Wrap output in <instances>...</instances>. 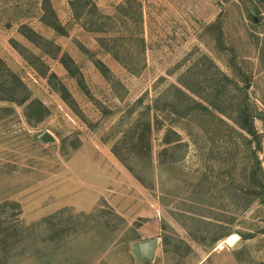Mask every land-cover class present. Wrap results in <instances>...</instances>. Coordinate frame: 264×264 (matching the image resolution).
I'll return each instance as SVG.
<instances>
[{
    "label": "rangeland",
    "instance_id": "rangeland-1",
    "mask_svg": "<svg viewBox=\"0 0 264 264\" xmlns=\"http://www.w3.org/2000/svg\"><path fill=\"white\" fill-rule=\"evenodd\" d=\"M71 1L0 0V264H264V0Z\"/></svg>",
    "mask_w": 264,
    "mask_h": 264
},
{
    "label": "trees",
    "instance_id": "trees-1",
    "mask_svg": "<svg viewBox=\"0 0 264 264\" xmlns=\"http://www.w3.org/2000/svg\"><path fill=\"white\" fill-rule=\"evenodd\" d=\"M81 2H84V4H82L81 7L86 8L88 3H91L92 0H73V1H71V4L73 7H75L76 4H80ZM92 5H93V2H92ZM54 25H55L54 27L59 32H62V27L60 24L56 23ZM23 33L26 36L30 37V39H32V41H35L34 40L35 39L34 34H35V36L40 37V35L38 33H36L35 31H32V37L33 38H31V36L28 34L27 30H24ZM25 53L26 52L22 50V54L26 56ZM62 61L64 63H66L67 68L69 69V72L72 76H74V77H80L81 76L80 68L77 66V64L75 63V61L71 57L64 56V57H62ZM8 76H10V77L13 76V78L15 79V81L17 83L14 84L12 82L13 79L8 78ZM226 78L229 80L228 77H226ZM80 79H82V78H80ZM185 87L188 88L190 91L195 93V91L192 90L191 88H189V86H185ZM62 89H63L64 93L68 92V90L66 89L65 86H62ZM23 90H24V83L22 82L21 78H19L16 74L12 73V71L8 69L6 64L4 67V62L0 59V91L7 93L6 94L7 96H5V98H0V99H6L8 101H13L16 103H24L27 95L26 96L24 95ZM186 95L189 96V99L191 101L194 100L195 103H198V105L200 107H204L206 110H209L208 106L201 104L200 101L194 99L188 93ZM201 99L203 101H206L208 104H210L215 109H217V111L219 113H221L222 115L227 117L230 121L237 124L240 128L244 129L249 135L253 136V138L258 139V141L260 142L259 137H258V132H257L255 124H254L255 114L252 113V111H250L246 106L244 108L242 106H238L237 112L235 110L233 112H230V111H227L225 109L220 108L219 106L213 104L212 102H209L208 100H206V98H201ZM258 148L260 150L262 149L261 144L258 145ZM256 160L257 161L255 164V168L251 172V180H252L251 187L253 188V191H252L253 196H251L250 199H253L252 201H254V199H256V200L258 199L261 202H264V169H263L262 161L259 160L258 156L256 157Z\"/></svg>",
    "mask_w": 264,
    "mask_h": 264
},
{
    "label": "water",
    "instance_id": "water-1",
    "mask_svg": "<svg viewBox=\"0 0 264 264\" xmlns=\"http://www.w3.org/2000/svg\"><path fill=\"white\" fill-rule=\"evenodd\" d=\"M52 139L53 138L50 134H46L43 137V140L46 142H48ZM158 244H159V241L156 238H153L149 241L142 242V243L138 244L137 248H138V252L140 254V257L143 259H149V260L154 259L156 252H157Z\"/></svg>",
    "mask_w": 264,
    "mask_h": 264
}]
</instances>
